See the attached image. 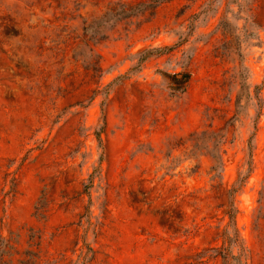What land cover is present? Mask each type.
I'll use <instances>...</instances> for the list:
<instances>
[{"label": "rangeland", "instance_id": "374dc122", "mask_svg": "<svg viewBox=\"0 0 264 264\" xmlns=\"http://www.w3.org/2000/svg\"><path fill=\"white\" fill-rule=\"evenodd\" d=\"M148 1L0 0V264H264V0Z\"/></svg>", "mask_w": 264, "mask_h": 264}, {"label": "trees", "instance_id": "16d2710c", "mask_svg": "<svg viewBox=\"0 0 264 264\" xmlns=\"http://www.w3.org/2000/svg\"><path fill=\"white\" fill-rule=\"evenodd\" d=\"M164 1H166V0H149L148 2H139V3L134 4V5L122 6L120 11H119V14L121 16H128L134 11V9L142 7L143 5H149V6L155 7L158 3H162ZM158 51H160V49H158V48L150 49V50L145 51V55H148V54H150L152 52L156 53ZM144 58L145 57H142L139 61H142ZM213 158H214V160L216 161V164H217L219 162L218 157L217 156H213ZM246 165H247V167H246L244 173L241 174L240 172H237L236 177H235L232 185L226 191V196H227L226 215L228 216L229 221H230V223L232 225H233V216H234V213L236 211L235 207L233 206V195L240 188L241 184L243 183L244 179L246 178L247 174L250 171V162L249 161L246 162ZM8 262L11 263V258L8 259ZM17 264H37V263H34L32 261L31 262H29V261H26V262L18 261Z\"/></svg>", "mask_w": 264, "mask_h": 264}]
</instances>
